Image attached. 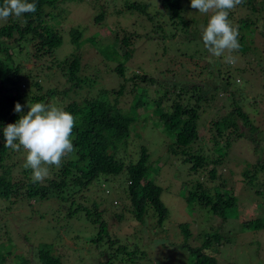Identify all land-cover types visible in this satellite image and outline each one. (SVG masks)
<instances>
[{
	"label": "rangeland",
	"instance_id": "rangeland-1",
	"mask_svg": "<svg viewBox=\"0 0 264 264\" xmlns=\"http://www.w3.org/2000/svg\"><path fill=\"white\" fill-rule=\"evenodd\" d=\"M160 1L59 0L54 8L44 7V11L50 14L48 25L61 37V44L54 50V57L61 61L73 52L75 47L70 43L68 33L71 29L78 30L81 41L78 42L76 50L80 58L77 75L87 79L95 77L94 83L85 87L90 89V95L100 89H117L120 84L124 85L126 94L117 98V108L122 112L129 108L134 88L129 82L123 84L113 74L112 69L116 66V61L124 64L125 79L130 78L133 73H144L159 80L160 75H164L174 82L175 77L172 76L181 74L200 85L209 79L206 72L212 74L218 71L215 60H219L221 73L229 75L232 86V81L237 79L235 86L243 98V111L247 114L251 126L255 128H247L244 131L245 138H239L230 144L222 162L216 168V176L219 178L215 180V185L225 182V187L220 189L234 198L236 214L232 210L227 220L222 221L207 209L201 208L196 201L190 204L184 201L187 193L185 190L189 189L191 192L194 189V184L186 189L185 183H194L196 177H188L189 164L182 163L179 154L174 155L166 150L169 133H162V128L155 127L153 114L150 112L140 115L139 119L136 117L135 129L139 142L131 143L125 152L119 151V154L126 160L130 157L134 159L137 152L135 145L145 144L149 153L147 176L161 188L159 200L165 208L166 218L158 225L148 212V216L144 215L140 223L135 221L129 212L127 199H119L126 196L125 192L114 181L105 182L102 189L99 185H93L90 190L82 192L80 202L89 210L93 202L97 205V211L104 210L100 215L106 223L111 241L119 243L125 240L127 243L124 247L127 250L135 248L136 253L145 252L142 257L133 253L128 257V262H121L122 259L126 261V256L117 253L110 264H187V248L199 247L203 241L215 234L223 239L221 245H214L217 248L214 253L208 251L217 264H264V198L261 197L264 194H254L259 185H247L241 175L243 171L250 170L252 165L257 166L258 172L264 167V36L259 34L264 11L258 10V0L249 2L256 12L249 11L246 6L232 9L231 22L243 34L245 51H226L223 57L213 58L210 62L209 53L208 59L207 51L204 53L206 49L202 42V31L212 13L202 14L191 8L190 0H179L180 19L167 21L163 15L161 18L147 20V13L159 14L157 8H161ZM133 3L146 4L147 8L143 12L128 9ZM99 14L101 21L96 20ZM180 21L183 22L182 29L176 25ZM7 23L8 20H0V27ZM116 32L119 40L125 35L129 37L131 43L127 45L126 50L132 51L128 60L118 55L119 51L113 47V42L109 43L108 38ZM153 36L157 38L152 40ZM86 38L90 39L84 41ZM25 47L24 49L22 46L21 53L13 56L15 63L22 69L20 73L26 75L25 81H36L39 78L33 77L42 75L43 79L37 80V83L42 84L43 91H53L52 100H48L53 106L62 108L67 101H78L77 96L70 90L66 96L61 95V92L68 88L66 76L52 66L48 59L35 62L27 54L28 45ZM183 54L192 56L197 63ZM228 56L234 57L235 62H226L225 58ZM105 57L110 58L107 60ZM45 66L50 69L46 70ZM200 69L204 71L199 73ZM27 74L31 76L30 80ZM227 93L218 90L210 99L208 108L199 110L198 124L204 129L198 145H203L201 150L209 157H217L219 153L211 150L212 135L206 127L212 120L223 116L224 110L232 103V100H223ZM148 94V97H152L151 92ZM167 106L164 105V108ZM162 107L163 103L158 106L154 104L155 110ZM25 159L26 151L21 148L13 162L22 168ZM13 174L14 180L20 178L16 171H13ZM198 181L207 182L205 172ZM257 181L259 184L263 182L261 172L257 174ZM260 187L262 190L264 186L261 184ZM205 191H210L209 195L214 194V189H211L209 183ZM57 206V202L52 198L44 201L24 199L10 205L0 201V248L10 246V254L4 257L0 264H17L18 260L14 255H22L35 263L37 247L42 244L47 245L50 253L63 264H96L106 261V249L100 248L103 254H99L89 243L95 231L88 228L90 226L82 218L66 221L64 211L57 210ZM255 219L263 226L259 230H244L239 225L251 223ZM181 225L186 227L189 235L180 229ZM104 242L105 239L101 244ZM28 251L31 254H28Z\"/></svg>",
	"mask_w": 264,
	"mask_h": 264
},
{
	"label": "trees",
	"instance_id": "trees-1",
	"mask_svg": "<svg viewBox=\"0 0 264 264\" xmlns=\"http://www.w3.org/2000/svg\"><path fill=\"white\" fill-rule=\"evenodd\" d=\"M58 1L35 0L37 4L35 13L24 14L21 18L10 17L8 23L0 27V201L10 205L24 199L44 201L52 198L58 204L57 210L64 211L66 221L82 218L90 226L88 228L95 231V235L89 243L99 251V254H103L100 252V248L106 249L108 255L106 261L96 264H110L117 253L126 256V261L122 259L121 262H128V257L136 253L137 249L130 248L128 251L124 247V244L127 243L125 240H121L119 243L111 241L106 223L100 215L104 210L97 211V205L94 202L89 210L82 205L80 199L82 192L90 190L93 185H99L102 189L105 182L113 183L112 181H114L125 192L126 196L119 197V199L122 201L124 198L127 199L129 212L135 221L140 223L144 215L148 216V212H150L151 216L155 218L156 224L162 223L167 214L159 200L161 188L147 176L149 153L145 144L135 145L137 152L134 159L130 157L126 160L119 154V151L125 152L127 146L132 145L135 141L139 142L135 129L136 117L139 119L143 114L150 112L153 114L155 127L162 128V133H169V142L165 145L166 150L174 155L179 154L181 162L189 164L188 177L193 175L196 177L194 183H185L186 189L191 184H194V189L191 192L189 189L185 190L187 193L184 196V201L189 204L196 201L201 208L207 209L212 215L218 216L222 221L227 220L232 210L235 213V201L232 195L229 196L221 191L220 188L225 187V182L222 181L215 185V180L219 178L216 176V168L222 162V157L230 144L239 138H245L244 131L247 128L255 129L243 111V98L240 96V90L235 86L237 79L232 81L234 84L232 86L230 84L232 79L229 78V75L221 73L219 60H215L218 71L212 74L205 71L209 79L200 85H196L195 81L187 79L181 74L172 76L175 77L174 82L168 80L169 78L164 75H160V81L144 73L142 75L133 73L130 78L125 79L123 77L124 64L116 61V66L114 65L115 67L112 69L113 74L123 84L129 82L134 88L131 104L125 112H122L117 108V98L126 94L124 85L120 84L117 89H100L90 95V89L85 87L93 84L95 77L87 79L85 76L77 75L80 58L76 50L78 42L81 41L78 30L71 29L68 33L69 41L75 47L73 52L61 61L55 59L54 50L60 46L61 37L57 31L53 30V27L48 25L50 14L44 11V7L54 8ZM250 1L244 0V3L238 6H246L249 11L256 12L255 8L250 5ZM29 2H33V0H29ZM258 3L260 5L258 10L264 11V0H258ZM2 4L3 0H0V5ZM159 5L161 6V8H157L159 14L147 13V20L161 18L163 15L167 21H172L174 18L180 19L179 0H161ZM127 8L143 12L147 5L133 3ZM232 16L233 11L231 10L230 21ZM101 19V14L96 16V20L101 21ZM181 23L183 22L180 21L176 24L180 29H182ZM238 30L241 45L239 52H244L245 39H243L240 29ZM259 34L264 36V20ZM118 37L117 32L114 33L108 38L109 43L113 42V47L119 51L118 55L124 60H128L132 51L126 50L127 45L131 43L129 37L125 35L120 40ZM156 38L153 36L152 40ZM88 39L90 38H86L84 41ZM25 45H28L27 54L35 62L48 59L53 64L52 66L66 76L68 88L63 90L61 95L66 96L70 90L78 99V101H67V104L62 107L75 117V126L71 137L74 151L63 158L60 167H51L50 175L43 182L35 183L30 169L20 168L21 165L17 166V163L13 162L19 151L5 148L3 137V128L7 124L15 123L21 115L27 114L29 110L27 105L30 107L37 102L52 104L48 100H52L53 91H43L42 84L37 83V80L43 79L42 75L34 76L33 78H39L36 81H25L26 75L20 73L22 69L13 59L14 54L21 53L22 46L24 49L26 48ZM99 45L98 51L100 50ZM184 56L189 57L195 64L197 63L192 56ZM107 58L105 57V59ZM45 69L49 70L50 67L45 66ZM178 70L180 72L179 67ZM203 71L200 69L199 73ZM27 76L30 80L31 76L28 74ZM84 89L86 90L83 93ZM218 90L223 93L227 91L226 98L224 97L223 100H232V103H229V106L224 110L223 116L217 117L209 125L207 124L206 130L212 135L210 137L211 150L219 153L217 157H209L202 152L203 145H198V142L201 141L200 134L204 129L198 124L199 110L208 108L210 99L215 96ZM148 92H151L152 97H148L150 95ZM17 102L23 106L21 113L14 111ZM153 103L157 106L163 103V107L160 110H155ZM164 105L168 106L164 108ZM140 120L142 119L140 118ZM263 168L260 170L263 177L262 186H264ZM13 171L20 174L19 179L14 180ZM204 172L207 182L203 183L198 180L201 179ZM260 172L257 171V166L252 165L250 170L241 173L244 183L249 186L259 185V188L254 191L257 196L264 194L262 192L264 187L261 190V184L257 181V174L259 175ZM208 183L211 184V189H214L212 195H209L210 191H205ZM261 197L264 198V196ZM239 225L244 230H259L263 227L257 219L251 223ZM179 227L189 235L186 227L182 225ZM103 239L105 242L101 244ZM222 240L220 235L215 234L203 241L199 247L187 248L189 258L187 264H217L208 250L216 252V247L221 245ZM9 247L7 245L4 249L0 248V261L10 254ZM28 252L31 254L30 251ZM136 254L142 257L145 252ZM14 258L18 260L17 264H63L59 258L50 253L48 246L44 244L37 247L35 263L31 262L32 259L29 260L22 255H14Z\"/></svg>",
	"mask_w": 264,
	"mask_h": 264
},
{
	"label": "clouds",
	"instance_id": "clouds-1",
	"mask_svg": "<svg viewBox=\"0 0 264 264\" xmlns=\"http://www.w3.org/2000/svg\"><path fill=\"white\" fill-rule=\"evenodd\" d=\"M243 3L244 0H190L192 9L202 14L212 13L202 31V42L210 62L213 58L223 57L226 51H239V30L229 20V15L232 9ZM36 10L35 0H3L0 20L21 18ZM225 59L226 62H235L232 56ZM27 107V114L3 128L4 147L17 152L23 148L27 153L24 167L31 170L34 183L43 182L50 175L51 167H60L63 158L74 151L71 137L75 117L63 108L43 102ZM22 110L23 106L17 102L14 111L21 113Z\"/></svg>",
	"mask_w": 264,
	"mask_h": 264
}]
</instances>
